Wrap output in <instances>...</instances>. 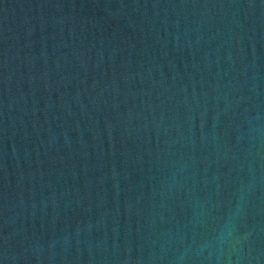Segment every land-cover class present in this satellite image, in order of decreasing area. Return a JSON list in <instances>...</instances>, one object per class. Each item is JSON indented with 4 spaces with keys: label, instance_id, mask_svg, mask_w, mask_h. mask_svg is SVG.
Segmentation results:
<instances>
[{
    "label": "water",
    "instance_id": "water-1",
    "mask_svg": "<svg viewBox=\"0 0 264 264\" xmlns=\"http://www.w3.org/2000/svg\"><path fill=\"white\" fill-rule=\"evenodd\" d=\"M0 264H264V0H0Z\"/></svg>",
    "mask_w": 264,
    "mask_h": 264
}]
</instances>
